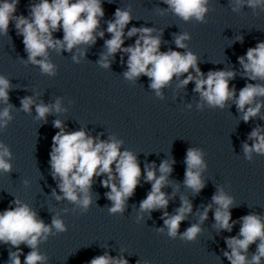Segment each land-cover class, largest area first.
<instances>
[{
  "label": "clouds",
  "instance_id": "9594fccd",
  "mask_svg": "<svg viewBox=\"0 0 264 264\" xmlns=\"http://www.w3.org/2000/svg\"><path fill=\"white\" fill-rule=\"evenodd\" d=\"M19 3L20 0H0V34L7 36L10 23H14L16 34L23 38L27 54L25 63L38 67L42 75L55 77L58 73L57 65L50 59L51 51L58 54L67 52L75 64H80L82 59L87 58L88 50L96 45L98 39H102L104 50L96 61L99 67L111 69L119 54L121 65H126L123 78L136 84L142 76L147 77L150 81L148 87L158 99H164L162 90L170 87L174 80L180 89L194 83L192 91L199 97L196 104L198 111L205 108L224 110L235 105L240 121L249 123L257 117L264 121V41L249 47L244 55L237 58L239 70H209L205 73L199 66L200 58L189 50L186 43L191 40L190 33L174 35L176 49L183 51L171 47L161 51L164 43L162 33L154 35L157 31L154 27L128 28L133 20L130 7H117L113 18L104 20V0H37L28 5L27 16L16 15ZM161 3L167 7L158 8L159 11H170L185 23L193 20L198 24L207 23L209 0H161ZM229 3L233 12L245 6L264 10V0H229ZM102 21L106 28L102 26ZM60 31L63 32L62 39L54 36ZM106 34L110 38H105ZM134 37V43L125 46L126 40ZM237 41L243 43V36ZM238 72L246 83L237 94L236 86L231 81L236 79ZM15 89L18 88H14L11 80L0 74V104L6 105L0 108V130L7 129L14 119L11 110L15 106L10 103L9 93ZM35 96H39V93ZM62 100L63 97H58L53 103L43 100L37 103L34 96H24L20 98V111L32 115L34 108V119L45 125L53 113L67 111L62 106ZM187 107L191 109L192 105ZM52 126L58 131L52 137L48 163L50 175L56 182V187L51 191L56 201H67L78 208L80 214H86L94 203V182L103 177L100 184L108 189L105 196L111 202L109 214L123 215L128 201L137 188L143 186V181L151 188L139 202L137 222L143 219V214L151 218L153 212L163 210L160 217L163 227L158 232L164 233L167 229L166 235L172 240L179 238L184 242H195L203 231V222L212 212L218 235L221 231L231 233L237 224L240 225L235 236L224 237L227 248L222 250L223 257L230 264H264V215L250 212L233 220L231 210L235 207L234 197L226 193L223 187L216 186L211 202L197 209L199 220L181 232L182 222L193 213V203L181 197L180 206L174 213L167 211L171 197L164 189L174 172V158L171 162L162 160L158 167L155 161L145 162L142 169L138 155L124 148V141L115 134L104 139L103 132L93 135L84 127L69 130L65 121L60 119H54ZM241 147L244 158L249 162L253 161V154L264 156V126L256 124ZM206 155L202 148L189 147L186 150L183 184L192 190L194 196H198L207 186V181L202 179V173L208 169ZM12 159L10 147L0 141V173L12 172ZM67 231L68 226L59 214L52 216L50 224L45 223L28 203L18 198L0 211V244L16 249L9 251L7 264H47L48 257L40 252L39 245L47 242L50 236ZM253 244L256 250L249 257ZM21 245L30 249L26 255ZM21 256H24L23 262ZM88 264L129 262L123 256L113 257L104 252L94 256Z\"/></svg>",
  "mask_w": 264,
  "mask_h": 264
}]
</instances>
